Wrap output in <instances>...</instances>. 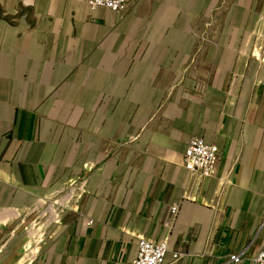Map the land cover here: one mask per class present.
<instances>
[{"label": "crops", "instance_id": "crops-1", "mask_svg": "<svg viewBox=\"0 0 264 264\" xmlns=\"http://www.w3.org/2000/svg\"><path fill=\"white\" fill-rule=\"evenodd\" d=\"M45 1L53 64L15 60L27 40L40 49V32L0 33V264H131L140 238L168 242L164 264H253L264 248V0H140L122 12ZM53 89L68 105L81 94L82 111L43 123ZM192 136L218 146L210 175L184 166Z\"/></svg>", "mask_w": 264, "mask_h": 264}, {"label": "rangeland", "instance_id": "rangeland-1", "mask_svg": "<svg viewBox=\"0 0 264 264\" xmlns=\"http://www.w3.org/2000/svg\"><path fill=\"white\" fill-rule=\"evenodd\" d=\"M39 5L41 6L35 7L33 5H23L22 3H20V5L17 6L16 8L5 9L0 7V33L5 32L10 34L11 36L16 34L33 36V33L40 32L42 37L40 49L35 50L33 47L34 41L27 40L25 54H19V57H16L15 60H19L20 63L24 61L26 65L33 64L34 60H40L42 66H49L50 64H53L54 60L56 59V57L53 56L52 53L55 52L54 45L55 44L57 45L58 41L56 40V36H54L55 40L54 41L52 40L53 38L52 31L53 29L54 31H56L58 28V25L55 23L57 16H55L54 13L49 8V2L42 0V2L39 3ZM178 15L187 17L190 14L188 12L186 13L184 10H181V12ZM65 17L71 19V21H74L72 14L65 16V13L61 11L60 16H58V18H63L64 20ZM186 27L187 29H189L188 30L189 32H192V28H193L192 25ZM57 65H58L57 68H60L62 66L61 64L58 63ZM79 66L80 65L76 67ZM43 91L46 90L43 89ZM51 91L53 94L52 97L51 94L49 96H43L42 99L41 116L43 123L49 125L51 122L52 124V122L54 121H51V116H52V120L54 118L63 120L67 110L70 111L72 107L74 109V112L80 113L82 111L83 106L80 103L81 94L79 95V99H78L79 103L74 105H68L65 102V97H60L59 95L60 92H64L65 90L53 89ZM75 91H79V93L81 92V90H75ZM121 108H122L121 109L122 113L123 112L126 113L129 111V105H122ZM113 109L114 108H112V111ZM74 185L75 184L69 185L67 188H65V190L61 192V194L70 193L71 189H73L72 186Z\"/></svg>", "mask_w": 264, "mask_h": 264}, {"label": "built area", "instance_id": "built-area-1", "mask_svg": "<svg viewBox=\"0 0 264 264\" xmlns=\"http://www.w3.org/2000/svg\"><path fill=\"white\" fill-rule=\"evenodd\" d=\"M138 1L140 0H88V6L91 10L104 7L111 11L122 12L130 3ZM218 160L219 149L216 144L209 143L200 136L190 137L184 151V166L187 170L210 175L214 172ZM172 211L175 212L176 207H173ZM168 250L166 240L156 241L140 238L136 256L131 264H164ZM173 256L178 258L179 254L174 253ZM241 260V254L229 256V261L238 262ZM253 264H264V248L256 254Z\"/></svg>", "mask_w": 264, "mask_h": 264}]
</instances>
